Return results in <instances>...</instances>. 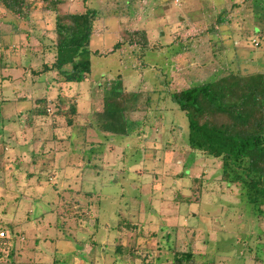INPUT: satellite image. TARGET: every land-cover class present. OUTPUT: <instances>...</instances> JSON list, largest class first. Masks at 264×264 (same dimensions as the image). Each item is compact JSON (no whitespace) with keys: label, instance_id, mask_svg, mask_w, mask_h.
I'll list each match as a JSON object with an SVG mask.
<instances>
[{"label":"rangeland","instance_id":"rangeland-1","mask_svg":"<svg viewBox=\"0 0 264 264\" xmlns=\"http://www.w3.org/2000/svg\"><path fill=\"white\" fill-rule=\"evenodd\" d=\"M252 4L61 0V14L99 11L91 72L69 85L54 73L30 72L54 61V15L36 11L20 22L0 16L6 60L31 66L3 83L0 264H173L187 247L194 264H264V218L251 212L238 185L222 180L219 158L186 145L187 117L166 94L214 76L221 60L229 70L264 73V36L253 35ZM233 8L232 22L219 24L218 13ZM46 79L47 89L38 83ZM33 80L41 86L34 89ZM117 81L129 92L124 115L143 120L130 136L97 125ZM138 89L143 102L151 94L155 109L136 108L140 99L130 93ZM41 98L46 115H30L28 108L44 107L35 103ZM26 214L31 224H16Z\"/></svg>","mask_w":264,"mask_h":264},{"label":"trees","instance_id":"trees-1","mask_svg":"<svg viewBox=\"0 0 264 264\" xmlns=\"http://www.w3.org/2000/svg\"><path fill=\"white\" fill-rule=\"evenodd\" d=\"M60 4L61 0H0V16L9 14L17 19L16 22H20L29 20L36 11L43 16L54 15V61L50 64L43 61L40 71H29L35 76L54 73L58 80L61 77L68 85L81 83L91 72L89 44L97 31L99 11L87 6L83 12L61 14ZM236 11L237 8H233V11L223 9L217 15V22L231 23L234 16H237L234 15ZM251 13L256 22L251 26L253 35L264 36V0H253ZM211 30L215 32L213 27ZM12 32L14 36L18 33L15 28ZM210 43L212 46L215 44L211 39ZM9 48L8 43L0 45V108L4 100L1 97L4 92L3 83L11 79L9 73L19 72L18 69L24 67L31 68L29 64L12 65L13 63L7 61L5 53L9 52ZM20 49L21 47L16 53H19ZM220 63L214 76L200 79L186 88L166 94L175 107L187 117V131L184 132L183 138L186 145L192 150L219 158L222 180L227 184L238 185L241 197L251 212L259 218H264V73L243 74L239 67L235 66L229 70L228 67L222 66V60ZM25 71L21 70V74ZM48 81L49 79H46V82L42 80L38 83L44 85ZM31 84L34 89L41 86L37 85L35 80ZM117 84L113 86L114 89L105 101L102 115L97 117V125L100 132L105 134L130 136L139 132L137 129L143 124V120L129 121L124 115L125 109L121 104L127 99L129 92L125 94L118 81ZM44 86L47 89L49 85ZM131 95L136 101L140 99L136 102L138 110L146 113L155 109L156 103L152 105L151 94L146 95L144 102L140 98L142 95L139 89L130 93ZM37 102L44 107L28 108L30 115H46V99H36L35 103ZM70 108L75 112L74 106ZM30 119L29 117L28 125ZM15 221L16 224L27 226L33 219L30 220V216L26 214L25 218L16 216ZM14 226L16 225L11 222L6 224L13 237L17 234L13 231ZM194 263L193 252L188 247L185 251L173 255V264Z\"/></svg>","mask_w":264,"mask_h":264},{"label":"built area","instance_id":"built-area-1","mask_svg":"<svg viewBox=\"0 0 264 264\" xmlns=\"http://www.w3.org/2000/svg\"><path fill=\"white\" fill-rule=\"evenodd\" d=\"M0 235H1V236H3V235H4V233H3V232H1V233H0Z\"/></svg>","mask_w":264,"mask_h":264}]
</instances>
